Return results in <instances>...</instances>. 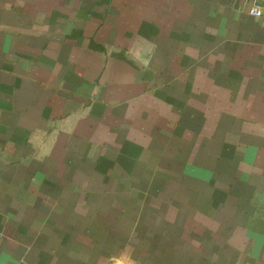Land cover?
Masks as SVG:
<instances>
[{
  "label": "crops",
  "instance_id": "1",
  "mask_svg": "<svg viewBox=\"0 0 264 264\" xmlns=\"http://www.w3.org/2000/svg\"><path fill=\"white\" fill-rule=\"evenodd\" d=\"M257 0H0V264H264Z\"/></svg>",
  "mask_w": 264,
  "mask_h": 264
},
{
  "label": "built area",
  "instance_id": "2",
  "mask_svg": "<svg viewBox=\"0 0 264 264\" xmlns=\"http://www.w3.org/2000/svg\"><path fill=\"white\" fill-rule=\"evenodd\" d=\"M247 13L252 17L264 18V0H257L252 3L248 8Z\"/></svg>",
  "mask_w": 264,
  "mask_h": 264
}]
</instances>
